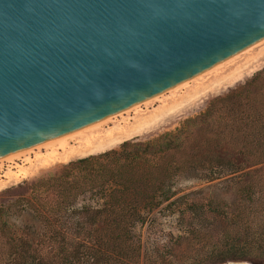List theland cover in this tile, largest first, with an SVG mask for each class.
Segmentation results:
<instances>
[{"label":"water","instance_id":"water-1","mask_svg":"<svg viewBox=\"0 0 264 264\" xmlns=\"http://www.w3.org/2000/svg\"><path fill=\"white\" fill-rule=\"evenodd\" d=\"M263 38L264 0H0V158L152 98Z\"/></svg>","mask_w":264,"mask_h":264},{"label":"trees","instance_id":"trees-1","mask_svg":"<svg viewBox=\"0 0 264 264\" xmlns=\"http://www.w3.org/2000/svg\"><path fill=\"white\" fill-rule=\"evenodd\" d=\"M263 171L264 74L259 71L239 88L211 99L203 112L173 131L68 162L57 176L36 180L28 197L0 206V222H8L6 211L17 207L41 223L34 244L26 237H6L1 223L0 264H110V255L123 256L131 225L145 222L143 211L164 202L167 208L176 207L193 193L175 197L176 179L209 183L242 178V202L250 203L259 181L255 174ZM85 195L95 197L94 205H76ZM246 204L227 216L224 207L230 204L213 194L204 206L190 202L179 213L195 216L205 210L248 235ZM64 222H75L72 228L82 239L68 240L70 228ZM244 245L238 248L227 240L207 261L243 260Z\"/></svg>","mask_w":264,"mask_h":264},{"label":"rangeland","instance_id":"rangeland-1","mask_svg":"<svg viewBox=\"0 0 264 264\" xmlns=\"http://www.w3.org/2000/svg\"><path fill=\"white\" fill-rule=\"evenodd\" d=\"M220 64L223 65L218 67V70L193 80ZM259 71L264 74V38L152 98L68 133L71 135L62 142L45 144L53 140L49 139L16 152L15 156L0 162V206H6L18 197H28L36 180L47 178L48 175L57 176L68 162L109 150H118L119 145L124 141L145 142L165 132L173 131L185 119L203 112L211 99L239 88ZM192 80L193 82H190ZM184 83L187 84L180 87ZM177 87L180 88L170 92ZM95 124L98 125L82 131ZM80 130L82 132L75 133ZM86 145H89L86 153L65 161L58 159L64 151H72ZM61 146L64 148L61 149ZM29 149L32 150L24 152ZM52 160L53 162L49 163ZM252 168L254 167L246 170ZM17 171L23 173V177L17 181H10L9 175ZM255 175V179L259 181L250 203L242 202V178L221 177L209 183L203 180L176 179L172 185V189L176 192L175 197L193 193L176 207L167 208L164 202L150 211H143L146 220L141 223L134 222L131 225L129 237L126 238L125 250L121 252L123 256L117 258L110 255L109 263L209 264L207 258L214 257V253L220 250L228 240V243L237 245V247L244 242L246 256L240 261L248 264H264V171ZM258 185L262 186L260 193L257 190ZM198 190L200 192H196ZM52 192H55L54 187H52ZM213 194L230 204L229 207H224L227 216L231 214V210L235 213L238 207L247 203L248 220H250L246 222V225L250 227L248 235L242 231L238 232L235 224L231 225L227 218L221 220L205 211L204 207V212L196 213L195 216L188 212L179 213L182 206L190 202L204 206ZM94 202L95 197L85 195L77 199L76 205H94ZM6 219L8 222H0V224L4 223L3 233L8 234L6 237L22 236L33 244L36 243V237L41 228L40 222L33 221L27 214L21 213L17 207H11L6 211ZM74 223L64 222L66 228H70L66 235L67 239L76 242L82 237L73 230ZM3 239L4 237H0V242ZM2 256L0 249V260ZM226 262L234 261L224 263Z\"/></svg>","mask_w":264,"mask_h":264},{"label":"bare ground","instance_id":"bare-ground-1","mask_svg":"<svg viewBox=\"0 0 264 264\" xmlns=\"http://www.w3.org/2000/svg\"><path fill=\"white\" fill-rule=\"evenodd\" d=\"M252 49V48H251ZM248 50H250V49H248ZM247 52V51H246ZM239 56V55H238ZM234 58H236V57H234ZM233 59V58H232ZM232 59H230V60H232ZM230 60H229V62H230ZM228 62V61H227ZM223 64H225V63H223ZM223 64H220V65H218V66H216V67H214V68H212V69H210L208 72H206V73H204L203 75H200V76H198V77H196V78H194L193 80L195 81L196 79H198V78H200V77H202V76H204V75H206V74H208L209 72H213L214 70H216L218 67H220L221 65H223ZM219 69V68H218ZM217 69V70H218ZM193 80L192 81H190V82H193ZM185 84H187V83H184L183 85H180V87H182V86H184ZM180 87H177V88H175V89H173V90H171L170 92H174V90H176V89H179ZM145 104V103H144ZM137 108V107H136ZM134 110V109H133ZM128 112V111H127ZM127 112H125V113H127ZM99 124V123H98ZM98 124H95V125H92V126H90V127H88V128H85V129H83L82 131H84V130H87V129H89V128H93L94 126H97ZM81 130L80 131H77V132H75L76 134L77 133H79V132H82ZM75 133H72V134H75ZM71 135V134H70ZM69 134L67 135V136H62V137H57L56 139L54 138L53 140H51V141H48V143H45V144H52V143H54V142H62V140H64L65 138H67L68 136H70ZM64 146V145H63ZM65 147V146H64ZM64 147H60L61 149L62 148H64ZM38 148V147H37ZM30 150H32V149H29V150H27V151H24V152H28V151H30ZM89 150V145H86V146H80V147H77L76 149H74V150H72V151H70V150H66V151H64V153L63 154H61V155H59L60 156V158H58V159H60L61 161H65V160H68V159H71L72 157H74V156H77V155H82V154H84V153H86L87 151ZM56 151V150H55ZM20 153H22V152H20ZM17 153H12L10 156L8 155V156H6V157H3V159H1L0 160V162L1 161H3V160H6L7 158H10L11 156H15ZM55 155V154H54ZM53 162V160L52 161H49V163H52ZM23 172V171H22ZM11 173V172H10ZM23 177V173H21V172H15V173H11L10 175H9V177H8V179L10 180V181H17V180H19V179H21ZM0 183H1V180H0Z\"/></svg>","mask_w":264,"mask_h":264}]
</instances>
